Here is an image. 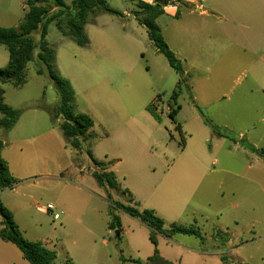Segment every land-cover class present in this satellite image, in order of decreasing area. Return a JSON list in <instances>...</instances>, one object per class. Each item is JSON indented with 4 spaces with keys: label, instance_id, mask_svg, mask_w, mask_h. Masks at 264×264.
<instances>
[{
    "label": "rangeland",
    "instance_id": "1",
    "mask_svg": "<svg viewBox=\"0 0 264 264\" xmlns=\"http://www.w3.org/2000/svg\"><path fill=\"white\" fill-rule=\"evenodd\" d=\"M23 1H5L10 13L1 27H19ZM137 2L108 0L112 9L128 11L131 17L122 21L106 13L104 21L132 29V17L140 11ZM47 42L56 51L64 49V75L66 70L77 73L83 61L79 48L55 24ZM145 45V57L138 52L131 66L119 62L118 74L131 70L122 81L112 84L94 76L90 89H78L76 112L94 115L95 123L93 137L80 151L66 144L59 127L63 118L54 119L59 96L51 80L36 73L37 60L26 71L25 85H2L5 103L20 111L21 118L11 130L0 128L2 157L15 179L11 188L0 190L1 202L25 239L56 253L55 264H145L155 249L151 230L107 199L93 177L101 170L92 159L105 161L119 186L111 191L113 202L154 210L166 221V229L171 224L193 227L204 237L159 235L161 256H179L177 264H264V159L248 147L264 149V96L249 92L254 84L245 64L208 73L182 62L189 78L172 120L169 100L179 77L164 56L153 55V47ZM9 59L7 48L0 45V69ZM151 104L159 120L147 111ZM209 124L228 137L219 136ZM253 126L256 130L239 138ZM48 204L58 213L65 211L60 220L42 210ZM114 216L121 231L109 228ZM0 264L28 263L16 246L0 238Z\"/></svg>",
    "mask_w": 264,
    "mask_h": 264
},
{
    "label": "trees",
    "instance_id": "2",
    "mask_svg": "<svg viewBox=\"0 0 264 264\" xmlns=\"http://www.w3.org/2000/svg\"><path fill=\"white\" fill-rule=\"evenodd\" d=\"M137 4L140 11L135 13L136 20L147 29L149 39L157 52L166 58L170 67L179 77V82L169 100V117L175 120L178 111L181 109L177 105V101L188 79L182 62L167 45L157 23L158 18L165 14V8L174 4V1L154 0L153 3L138 1ZM25 5L27 10L19 27L0 28V45L7 48L10 57L8 65L0 69V113L3 115L0 118V128L7 131L13 129L21 117L20 111L5 103V91L2 85L11 84L14 87L25 85L26 71L29 65L37 60L36 73L40 76H47L59 96V105L54 119H57L58 116L63 118V123L59 127L66 144L74 150L80 151L83 144L93 137L90 131L94 127V120L87 114L76 112L75 91L71 82L58 70L56 50L47 42L49 28L52 24H55L63 36L79 47L86 49L90 45V40L86 34V26L91 22V18L104 13L114 15H120V13L109 6L108 0H72L71 4H67L65 0H26ZM147 109L154 118L159 120V114L153 104L149 105ZM209 125L211 126V124ZM211 127L217 132L213 126ZM177 129L181 130L180 126H177ZM218 134L221 137L227 136L221 133ZM4 146V142L0 140V190L11 188L15 183L8 163L2 157ZM248 147L264 159V149H256L252 145ZM92 162L94 166L101 170V172H94L93 177L98 185L106 191L107 199L112 202L113 206L139 219L151 230L150 241L155 249L153 255L148 258L145 264H174L160 255L157 248L159 235L170 238L173 235L182 234L204 240L201 232L193 227L171 224L169 229H166V221L157 216L154 210H140L131 205L113 202L111 191L119 190L117 176L114 172L108 171L106 163L95 159H92ZM123 194L132 197V194L127 190ZM0 218L1 240L16 246L28 264H55L56 253L40 242H30L25 239L14 220L12 212L3 205L1 200ZM109 228L110 230L121 231V222L117 216L113 217ZM218 232L222 233L221 231ZM123 261L126 260L123 259ZM134 262L140 263L136 260ZM65 264L73 263L68 261Z\"/></svg>",
    "mask_w": 264,
    "mask_h": 264
},
{
    "label": "crops",
    "instance_id": "3",
    "mask_svg": "<svg viewBox=\"0 0 264 264\" xmlns=\"http://www.w3.org/2000/svg\"><path fill=\"white\" fill-rule=\"evenodd\" d=\"M5 1L14 0H0V25L10 13V7L5 5ZM138 1L153 3L154 0ZM173 1L174 4L165 8V14L158 18L157 23L167 45L175 49L174 52L180 61L188 63L194 71L204 69L208 73L217 67L226 70L234 64H245L246 71L252 75L254 84L249 92L261 93L264 96V0ZM25 2L26 0L22 2L24 13L27 10ZM66 3L71 4L67 1ZM119 13L120 15L116 16H119L122 21L124 18L131 17L128 11ZM105 14L97 15L86 26L90 45L86 49L77 45L83 59L78 65L77 73L66 70L67 73L64 75L61 67L64 66L65 51L62 47L56 51L58 70L71 82L75 91L76 108H78V93L90 89L94 83V76H97L98 80H107L113 84L120 79L122 81L126 75L130 74L131 70H126L123 75L118 74L122 66L119 62L124 60L128 66H131L133 53L138 52L145 57L142 45L153 47L152 54L160 55L150 39H147L149 38L147 31L144 35L145 27L140 25L135 17H132L135 20L134 27L128 29L125 24L114 25L113 21H104ZM21 21L23 20H20V24ZM111 26L114 29L110 33L108 29ZM0 28L3 27L0 26ZM184 69L188 79L189 74L185 67ZM165 71H167L166 65ZM78 89H80L79 92ZM87 115L94 118V115L90 113ZM224 127L229 129L227 124ZM252 130H256V126L245 129L240 133L239 138L244 140L245 135ZM90 133L92 134V131ZM121 144L125 145V142L122 141ZM252 146L257 148L256 145ZM108 171H112L109 166ZM132 201L134 203L133 195ZM162 256L174 264L182 260L179 256L174 258L164 254Z\"/></svg>",
    "mask_w": 264,
    "mask_h": 264
},
{
    "label": "built area",
    "instance_id": "4",
    "mask_svg": "<svg viewBox=\"0 0 264 264\" xmlns=\"http://www.w3.org/2000/svg\"><path fill=\"white\" fill-rule=\"evenodd\" d=\"M44 212L47 213H52L53 219L54 220H60L61 215L65 214V211H61L60 213L56 212V206H54L53 204H48L44 209H42Z\"/></svg>",
    "mask_w": 264,
    "mask_h": 264
}]
</instances>
